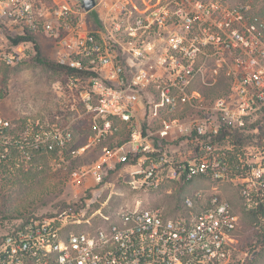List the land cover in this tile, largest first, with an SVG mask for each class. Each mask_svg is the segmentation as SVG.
Here are the masks:
<instances>
[{
    "label": "built area",
    "instance_id": "obj_1",
    "mask_svg": "<svg viewBox=\"0 0 264 264\" xmlns=\"http://www.w3.org/2000/svg\"><path fill=\"white\" fill-rule=\"evenodd\" d=\"M23 36L47 45L54 61L76 72L59 89L69 97L68 111L88 118L95 134L72 148L78 117L66 110L17 120L0 113V160L14 155L30 163L48 154L70 165L126 126V142L71 169L74 182L104 186L117 164L134 161V181L143 189L164 179L226 182L238 203L205 187L186 195L177 214L138 204L80 231L73 230L79 217L67 209L30 215L19 227L0 230V264H245L255 258L257 251L239 256V211L256 213L253 228L264 235V138L242 143L221 136L224 127L257 134L264 125V16L254 0H97L90 11L81 0H0V63L15 64L33 46L15 42ZM210 60L216 62L212 82L206 80ZM220 69L228 88L206 105L198 84L213 85ZM194 108L201 113L181 116ZM179 139L192 147L177 157L168 146Z\"/></svg>",
    "mask_w": 264,
    "mask_h": 264
},
{
    "label": "rangeland",
    "instance_id": "obj_2",
    "mask_svg": "<svg viewBox=\"0 0 264 264\" xmlns=\"http://www.w3.org/2000/svg\"><path fill=\"white\" fill-rule=\"evenodd\" d=\"M254 5L255 10L264 15V0H254ZM92 15H96V11H93ZM43 56L54 60L53 52L47 45L43 46ZM215 68V61H207L206 80L208 82L213 81ZM225 83L226 88L221 86L222 89H227L229 85L225 69H220L213 85H204L199 82V87L205 91L213 90L210 95L205 93L206 105H210L216 98L217 92L214 89L220 85L224 86ZM59 85H65L64 77L39 63L32 53L26 50L15 64L0 63V89L5 92L0 103V113L17 120L27 115L44 116L65 110L67 112L69 97L67 93L59 89ZM222 89L219 90L222 92L224 91ZM67 113L70 117H78L76 131L81 137L86 138L90 132L88 129L90 120L79 117L75 112L68 111ZM200 113L199 109L194 108L181 113V116L194 117ZM170 144L173 146H168L169 152L177 154V157L180 151L185 153L192 147L191 143H186L184 139L172 141ZM102 153L103 146L94 142L78 165H91L99 159ZM133 163L134 161L117 164L106 179L108 183L96 188L90 179L74 182L69 165L59 163V160L55 161L51 157L39 158L30 163L19 162L11 167L5 175L7 178L0 183V186L4 187L5 192L7 191L11 209L25 211L26 214H55L65 209L70 213L74 212L80 219V222L73 226V230L77 231L96 229L104 225L108 218L114 219L124 208L138 204L145 207H159L171 214L170 209L174 207L179 198L205 187L216 186L218 191L233 204L238 203L232 185L226 182L210 185L209 181L203 182L196 179L191 184L183 185L180 180L164 179L160 187L156 189H143L138 182L134 181ZM63 203H77L78 205L61 210L60 206ZM240 234L243 239L239 256L245 257L246 249L252 247L253 250L249 252V255L257 251L258 253L255 254L259 255L257 261L263 264L264 245L258 242L257 232L252 224L245 222L243 218Z\"/></svg>",
    "mask_w": 264,
    "mask_h": 264
},
{
    "label": "trees",
    "instance_id": "obj_3",
    "mask_svg": "<svg viewBox=\"0 0 264 264\" xmlns=\"http://www.w3.org/2000/svg\"><path fill=\"white\" fill-rule=\"evenodd\" d=\"M259 14L264 16L262 14V12H259ZM22 40L32 41L34 43L33 46L28 49V51L32 53L34 58H36V60L39 63L46 65L50 69H52V70L58 72L60 75H62V77H64V84H65V80H66L65 76L67 74L76 73L73 69H70L64 65L58 64L54 60L46 59L43 56L42 45H40V43L34 37H30V36L19 37V38L15 39V42L18 43ZM221 86L223 88H226V83L224 86L220 85L218 88L214 89L217 92L216 93L217 95L215 97H218V96L225 94L227 89H222ZM220 88L224 91L221 92L219 90ZM203 92L210 95L213 93V90L208 89L205 91L203 89ZM4 94H5V92L1 91V89H0L1 97H3ZM54 115L55 114H53L51 116H54ZM65 115L67 116L68 113H65ZM88 129L90 132H89L88 136H86V138H85V137H81V135L77 133V131H76L77 125L75 126V139L72 143V148H81L89 142V138L91 136H93L95 134V132L92 129L91 125H89ZM226 135H230L231 138H234L237 142H242V143L247 142V141H254L255 142L254 137L258 136V139L256 140V142L261 143L262 138H264V125L262 127H260L259 132L257 134L246 133V132L241 131L240 129H233V128L224 127V130L222 131L221 136L224 138ZM128 137H129V132H128L127 127L122 126L121 130L117 131L114 136H111L108 139H100L96 143H100L103 146V152H104L107 149H112V148L119 146L122 143L126 142L128 140ZM83 139H84V141H83ZM89 148H87L81 156L71 160V163L69 165L71 169L78 166V163L83 158V155L88 152ZM47 157H49L48 154H45V155L43 154L40 156L41 159H45ZM16 164H18V162H17V159L14 157V155L9 157V158L0 160V183L3 182L7 178V177H5V175H7L9 169H11V167H13V166H16ZM193 181L194 180L180 181V183H182L183 185H186V184H191ZM4 190H5L4 187L0 186V230L10 231L13 228L19 227V224H21V221L26 219V217H28L30 215H35L36 213L26 214L25 211H19V210L11 209L9 207L10 201H8L9 200L8 195L6 194L7 191L5 192ZM188 194H190V193H188ZM188 194H185L184 197ZM184 197L179 198V200L174 204V207L172 209H170V211H172V213L177 214V213H179V211L181 209H183L182 202H183ZM77 205H78L77 203H74V204L63 203V205L60 206V208H61V210H63L65 208L75 207ZM240 211H241L240 213H241V216L244 219V221L247 223H251L253 226V222L256 220V213L249 212V211L247 212V211L243 210L242 208H240ZM42 215H52V214H43L42 213ZM242 239L243 238H242L241 234H239L238 239H237L239 241V248L241 247ZM257 239H258V242H260L261 244L264 245V235L263 234H260L257 232ZM251 248L252 247H249L248 250L246 249V252L248 254H249V252H251L253 250V248L252 249ZM258 258H259V255L255 256V258L252 261H250L247 258L245 261V264H259L257 261Z\"/></svg>",
    "mask_w": 264,
    "mask_h": 264
},
{
    "label": "water",
    "instance_id": "obj_4",
    "mask_svg": "<svg viewBox=\"0 0 264 264\" xmlns=\"http://www.w3.org/2000/svg\"><path fill=\"white\" fill-rule=\"evenodd\" d=\"M81 5L84 10L90 11L97 5V0H81Z\"/></svg>",
    "mask_w": 264,
    "mask_h": 264
}]
</instances>
